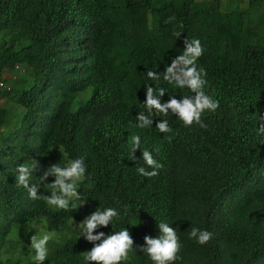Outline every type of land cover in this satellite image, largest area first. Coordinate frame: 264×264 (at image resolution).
Instances as JSON below:
<instances>
[{
  "label": "trees",
  "instance_id": "trees-1",
  "mask_svg": "<svg viewBox=\"0 0 264 264\" xmlns=\"http://www.w3.org/2000/svg\"><path fill=\"white\" fill-rule=\"evenodd\" d=\"M235 5L242 8L222 11L223 0H0V264H39L30 248L15 256L16 241L40 220L47 232H69L73 223L82 230L98 208L119 215L93 235L126 228L133 241L120 264H154L139 249L145 237L161 235L162 222L181 245L169 264H264V0ZM193 39L203 49L196 60L206 73L202 90L219 105L201 114L205 127L144 105L147 86L161 105L194 100L163 78ZM140 113L150 126L138 127ZM163 120L170 132L156 128ZM145 150L162 165L156 176L138 172L153 171ZM79 158L86 168L76 181L80 198L51 209L45 197L56 177L40 178ZM34 161L36 199L17 181L18 167ZM193 228L212 238L199 244ZM65 233L47 243L43 264H94L85 258L93 243Z\"/></svg>",
  "mask_w": 264,
  "mask_h": 264
},
{
  "label": "clouds",
  "instance_id": "clouds-1",
  "mask_svg": "<svg viewBox=\"0 0 264 264\" xmlns=\"http://www.w3.org/2000/svg\"><path fill=\"white\" fill-rule=\"evenodd\" d=\"M203 49L199 39H193L190 42L184 41V52L182 55L175 57L171 64L166 68L163 73V78L169 84H175L177 87H187L191 92L195 93L194 100L188 98V96L182 97L181 101H177L170 97L168 103L161 105L158 99L154 98L153 87L147 86L145 107L151 111H156L167 115L169 110L175 114L185 126H191L193 122H196L201 127L205 125L201 121V114L205 110L215 111L219 106L217 101H213L211 97L207 96L203 89L206 81L203 76L206 75L203 69L197 70L196 60L202 55ZM148 78L159 80V76L156 72L148 71ZM157 95H164L165 90L163 88L156 89ZM264 119V118H262ZM137 120L140 122L138 127L150 126L152 121L140 113L137 116ZM156 128L164 133L170 132L171 129L168 126V121L163 120L156 124ZM258 132H264V124H261L258 128ZM140 138L138 136L132 137V155L139 149ZM133 157H135L133 155ZM142 157L147 166L151 167L153 171H146L145 168H138V172L146 177L156 176L157 169L161 168L159 164L147 150L143 151ZM36 162L30 166L20 165L17 169L18 176L17 181L19 185H22L29 189V196L33 199L38 198L37 185L29 186V179L31 172L36 167ZM85 165L83 158L75 159L69 162L67 167H60L55 164L52 165L41 177V181L47 180L49 175H54L56 179L49 186L54 189L51 196L45 197L49 205L55 206L60 209H66L71 198L79 199V194L76 188V181L82 179L85 174ZM59 193V194H58ZM119 214L113 208H107L101 211L99 208L82 221V232L85 239L93 243L91 251L86 252L85 258L87 261L94 262V264H120L122 260L128 258V253L132 250L133 241L129 237V232L126 228L108 234L99 233L93 235L94 230L100 227H108L113 218ZM161 235L157 238L145 237L146 247L139 249L140 252H145L154 264H169L174 261L177 256V252L180 250L179 238L177 236L176 229L170 228L167 223H160L158 225ZM190 238H196L197 242L201 245L206 244L211 238L212 233L206 230H200L193 228L190 233ZM51 239V234H44L42 237L32 236L30 240V246L35 250L34 259L43 264L47 257V243ZM99 241L100 243H96Z\"/></svg>",
  "mask_w": 264,
  "mask_h": 264
},
{
  "label": "rangeland",
  "instance_id": "rangeland-1",
  "mask_svg": "<svg viewBox=\"0 0 264 264\" xmlns=\"http://www.w3.org/2000/svg\"><path fill=\"white\" fill-rule=\"evenodd\" d=\"M237 0H223V10L222 11H229V10H233V9H241V5H235ZM35 53V52H33ZM38 59V56L37 54H32L31 55V60H30V67L32 68L35 64H36V60ZM89 96V91L85 92V93H82L77 101L74 103V108H76L80 102H82L83 100H86V98H88ZM3 100L0 99V106H3ZM53 191L52 190H47V197L50 196V194L52 193ZM46 204L51 208V209H57V207L55 206H52V205H49L47 203V200H46ZM72 225H76V226H73L72 227V230H70L69 232H64L67 236H70V235H74V236H83L81 234L82 230L80 229V226L76 223H73ZM78 226V227H77ZM33 227V226H32ZM30 228V232L29 234H27L26 238L24 239V242L23 243H18L16 241V244H15V249H16V252L17 254L16 255H22L23 257H25V255L28 254V251L26 250V248H30V250H34L31 248L30 246V240H31V237L32 236H36V237H42L44 234H51V239L48 241V242H58V241H62L64 239V233H52V232H47L46 231V228H45V222L43 220H40L39 223L33 227ZM13 234V233H11ZM11 238H9L10 240ZM3 257H6V255H4Z\"/></svg>",
  "mask_w": 264,
  "mask_h": 264
},
{
  "label": "built area",
  "instance_id": "built-area-1",
  "mask_svg": "<svg viewBox=\"0 0 264 264\" xmlns=\"http://www.w3.org/2000/svg\"><path fill=\"white\" fill-rule=\"evenodd\" d=\"M0 87H2V84L0 83Z\"/></svg>",
  "mask_w": 264,
  "mask_h": 264
}]
</instances>
